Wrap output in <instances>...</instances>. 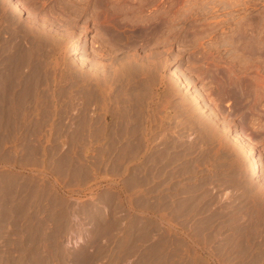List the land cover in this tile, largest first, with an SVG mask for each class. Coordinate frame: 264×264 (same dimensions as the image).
<instances>
[{"label":"rangeland","instance_id":"1","mask_svg":"<svg viewBox=\"0 0 264 264\" xmlns=\"http://www.w3.org/2000/svg\"><path fill=\"white\" fill-rule=\"evenodd\" d=\"M13 2L0 0V264H264V0H167L164 58L142 42L133 54L155 57L167 77L180 72L217 117L173 80L167 104L156 96L148 144L120 143L110 160L101 152L108 140L86 136L99 107L66 75L81 65L72 41L65 53L49 45L70 22H59L61 4L16 0L21 14ZM73 23L80 68L114 69L93 59L94 25ZM27 24L45 31L30 49ZM238 132L261 163L257 180L233 141ZM136 144L144 153L127 156Z\"/></svg>","mask_w":264,"mask_h":264},{"label":"bare ground","instance_id":"2","mask_svg":"<svg viewBox=\"0 0 264 264\" xmlns=\"http://www.w3.org/2000/svg\"><path fill=\"white\" fill-rule=\"evenodd\" d=\"M58 1L59 0H57V3H58ZM62 1H60V3H58V5L61 4L59 7L61 10H57V8L54 9V10H57L58 13L60 11L61 14H57V12L55 11L56 12L55 15L56 14L58 15L57 18L59 17L58 20L60 23L61 22L67 23L70 21L68 24L72 23L71 24L72 27H70L68 29L69 25L67 24V26H66L67 31H64L66 33L62 34L60 32L61 34H59L58 36H56L54 34L56 31L53 32L54 37H53V34L52 35L49 34V35H51L50 36L51 40H49V41H51V44H49V45H51L52 48H54L56 45L60 49L62 48L64 50V53H65V52H67L66 47H67L68 43L72 41V45H71L72 49H70V47H69V49L71 50L72 54L76 55V57L74 58L75 60L80 59V61L78 60L77 62L78 63L81 62V65H79L80 63L78 64L76 62L79 65V68L77 65H73V66L71 65L68 68L69 71H67V73L66 72L65 73H66V75L69 74L71 76V79L74 80L76 88L78 89V87H79L80 92L83 95H86L89 106L94 105L96 108L101 107L100 110L98 108V111L100 113L98 112L95 115L96 117L90 118V130L86 134V136L91 141H93V140L95 141L98 138H102V137H100L102 135L104 136L105 139L108 140V145L106 147L104 146L105 148L103 146H102L103 148H101L102 149L101 152L106 157V159L110 160L109 158L111 157V155L112 154H113V156L115 155L114 151H117L116 145L118 148V146H119L118 144H120V143L129 142L131 144L132 142L139 140V139H143L147 143V141L150 140L147 138V136L150 134L149 133L150 127L154 121V116L152 114V112H153L152 108L154 107V104L157 103V102L155 103L156 96L160 95V99L162 98V101L165 102L166 98L169 96V92L171 90L170 87L174 86L173 80L174 81L176 80L177 83H180L181 86L186 89V91H191V93L193 95L192 98H194L193 102H196L198 104L197 106H199L197 108L200 109L199 110L196 108L197 110H199L200 112H205V114H207L209 116L208 118H210V117L216 118L217 117L215 112L209 110L206 107V105L203 104L204 101L202 99L203 97L201 96V94L198 92L192 91L191 85L189 83H187L186 80H184V78H182V75L180 74V72H178L175 69H172V71L169 72L170 73L169 76H171V77H167L163 74H160L161 70L159 71V69L156 66L155 61L157 59L155 57L154 58L156 60L153 58L155 61L153 59H150L147 61H143V63H142V60H140L141 62L137 61V58H135V55L133 54V52L138 49L139 45H141L143 43L145 48L147 46L149 49H151L150 50L152 52V53H150L151 56L149 55V51H148V55L150 57H153V51L155 50L154 46L158 45L161 48V50L163 51V52L162 51L161 52H162V58H164L163 53L165 52L166 46L169 43L168 41H169V33H170L169 32V28H170L169 27V23H170V21H169L170 16L169 15L170 14H168L169 10H168V6H166V4H168V3H166L167 0H62ZM20 4H19V2H16V0H15V2H13V4L11 3V5H13V8H12L13 11L15 10L18 13L21 12V14H22V12L25 11V9L23 10L21 7L22 5L20 6ZM156 6L160 7L159 11H157L158 13H155L156 11H153V10H155L153 8H155ZM57 18L55 17V19H57ZM33 20H35V19H33ZM82 20L85 22L84 25L92 23V25H94V27H95V29L93 28L95 30V36H93V39L91 42V44H92L91 46L93 49L92 55L94 57L93 59L97 60V62L99 60L102 61V60L106 59L108 64L111 62L110 63L111 66H109V68L110 67L114 68L111 71H110V69L109 70H107L106 68L104 69L105 65L101 64L100 62H98V64L99 63L101 64L100 67L103 65L104 70L101 69L102 67L101 68L99 66H98L99 68L96 67V65H98V64H95L94 65L95 67L93 66V68H95V69H91V71H90V69H88L89 71L88 70L83 71V69L80 68V66H82L86 63H85V61H83L84 57L82 59L81 51H79V48H78L79 39H77L75 37L76 33L79 34L80 32H78L79 30L77 31V29L75 28V25H74L75 23H73V22H78V21H82ZM41 24L43 25V23H41ZM42 25H41V27H42ZM73 25H74V27H73ZM77 25L79 27V24H77ZM77 25H76V27H77ZM86 25H85V27H86ZM26 26L27 27L25 30L24 38H25L26 45L28 44L29 49H30V46L33 42L32 40L35 39V41H36L37 39H39L42 36V34L44 35V33H42V31L43 32H45V31L40 28L41 30L37 29V30H39V32H37V30L33 29L32 27H29V24H27ZM37 26H38V24H36V27ZM36 27H34V28H36ZM39 27H40V25H39ZM47 28H49V27H47ZM56 29H58V28H56ZM45 30H47V29H45ZM53 30L51 28V31H53ZM51 31L49 30V32H51ZM46 33H48V32H46ZM79 35H76V36H79ZM41 39H39L38 41H40ZM36 44H37V41H36ZM39 44H37V46ZM142 47H140V48H142ZM153 48H154V50L152 51ZM62 49H61V52H63ZM242 51L244 52V49H242ZM68 52H69V50H68ZM56 54H58V53L56 52ZM155 56H156V53H155ZM159 56H161V55L159 54ZM29 57H30V55H29ZM147 58H148V56H147ZM25 60L27 63L26 67L28 65H32V66L34 65V64H31L32 59H29L27 57V59H25ZM108 60L110 62H108ZM159 61H160V59H159ZM160 62H162V60ZM103 63H104V61H103ZM107 63L105 62L104 64H106L107 65L106 67L108 68ZM90 64H92V63H90ZM161 66H160V68H164V66H162V67ZM58 68H60V67H58V62H55L54 69L58 70ZM90 68H91V66H90ZM54 69H52V70H54ZM62 69H63V67H62ZM29 70L32 71V69H29ZM38 72H39V70H38ZM29 73L31 74V72H29ZM30 74H28V75L30 76ZM32 74H36V72L34 71V72H32ZM37 75L39 76V74H37ZM53 75H56V73H54ZM60 75H62V74H60ZM43 76L44 75H42V77ZM39 77H41V76H39ZM44 79H45V77H44ZM44 79H41L42 82ZM46 79H47V77H46ZM54 79H56V78H54ZM50 80H51V78H50ZM46 81L47 80H45V82ZM36 83L38 84V81ZM39 83H41V81ZM175 86H177L176 83H175ZM172 89H173V87H172ZM174 90H176V89H174ZM37 91H39V90H37ZM155 91H157V93H154ZM171 91H173V90H171ZM37 95H38V93H37ZM44 97H43V99H44ZM36 98H38V96ZM157 98L159 99V96ZM8 99L11 100L10 98H8ZM40 99L41 98H39L37 100H40ZM34 100H35V96H34ZM45 101H47V99ZM35 102H36V100H35ZM196 103H195V105H196ZM84 105H87V104L85 103ZM164 107H166V106H164ZM5 109H6V107H5ZM193 111H195V110L193 109ZM1 116H2V114L0 113V117ZM4 118L5 117H3V120L5 121L7 118L6 119H4ZM0 119L2 120V118H0ZM1 120H0V129L3 128ZM214 125H215V123H214ZM225 128L227 129L228 126L225 125ZM0 133H1V131H0ZM232 138H233V141L236 143V145L249 158L248 159L249 160L248 165H249L250 176H251V178H254L255 180H257L258 178L261 177L262 166H261V163H260L259 159L257 158V156L254 154L252 147L248 144V142L245 140L243 134L240 132H238L236 134L233 133ZM142 142H140V143L142 144ZM140 143H139V145H140ZM136 146H137V148H136ZM136 146L135 147L131 146L130 148L128 147L125 149V153H127V156H128L129 152L131 153V151H134L131 153V156L134 155L135 158H136V155L139 156V155H142V153H144V152H141V150L145 145H143V147H141V148H138L137 144H136ZM122 147H123V145H122ZM122 147H120V148L122 149ZM148 147H151V146H148ZM94 149H93V147H90L88 149L91 157L93 156V152L95 151ZM102 153H101V155H102ZM122 153L124 154V151ZM122 158H123V156H122ZM125 158H127V157H125ZM135 158H134V160H135ZM131 159L132 160H130V161L133 162V158H131ZM153 160H155V159L153 158ZM126 161H128V160H126ZM108 163L104 164L103 167L104 168L109 167L110 165ZM129 163L130 162H128L127 165H129ZM137 163H138V161H137ZM131 164H133V163H131ZM127 165H125V166H127ZM135 165H136V163H135ZM145 165H146V163H145ZM129 166H131V165H129ZM146 166L143 165V167H146ZM133 168H132L131 172L134 171L135 168L134 169ZM146 168H148V167H146ZM126 169H128V168H126ZM136 169H138V168H136ZM126 171H129V170H126ZM137 172H138V170H137ZM137 172H135V173L137 174ZM139 172H141V170ZM138 181L139 180H137V183H139ZM144 182H145V180H144ZM142 183L140 181V184H142ZM138 186H139V184H138ZM35 240L37 241V239H35ZM36 248H32V249H36ZM36 259H38V258H36ZM21 261H22V259H21ZM14 263H16V262H14Z\"/></svg>","mask_w":264,"mask_h":264}]
</instances>
